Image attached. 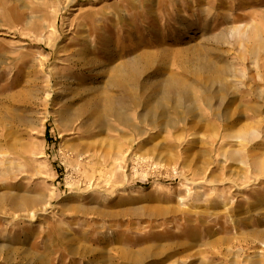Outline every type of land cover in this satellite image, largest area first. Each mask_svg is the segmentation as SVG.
<instances>
[{
    "label": "rangeland",
    "instance_id": "rangeland-1",
    "mask_svg": "<svg viewBox=\"0 0 264 264\" xmlns=\"http://www.w3.org/2000/svg\"><path fill=\"white\" fill-rule=\"evenodd\" d=\"M0 264H264V0H0Z\"/></svg>",
    "mask_w": 264,
    "mask_h": 264
},
{
    "label": "bare ground",
    "instance_id": "bare-ground-1",
    "mask_svg": "<svg viewBox=\"0 0 264 264\" xmlns=\"http://www.w3.org/2000/svg\"><path fill=\"white\" fill-rule=\"evenodd\" d=\"M134 74V73H133ZM169 81V80H168ZM167 81V82H168ZM165 84V83H163ZM170 85V84H169ZM172 85V84H171ZM174 85V84H173ZM176 85V84H175ZM165 86V85H164ZM176 87V86H175ZM174 87V88H175ZM124 88V87H123ZM174 88L173 87H170V86H167L165 88V92L163 91H160L159 90V93L161 94V98H163L164 96L166 95H171L174 93ZM158 89V88H156ZM124 91V90H123ZM153 91H156L154 90L153 88ZM125 92V91H124ZM178 92V91H177ZM155 93V92H154ZM157 93V92H156ZM158 94V93H157ZM155 94V95H157ZM175 96V95H174ZM168 97V96H167ZM170 98V97H169ZM168 98V99H169ZM172 98V97H171ZM167 99V98H166ZM159 100V99H158ZM164 100V99H163ZM152 102V101H151ZM147 104V103H146ZM153 106V105H152ZM123 107V106H122ZM136 107V106H135ZM121 106L118 107V109L116 108H113V107H110L108 108V111H110L112 114H114V117L115 119L117 120V122L123 126H126L127 128H131L132 126L130 125L128 119L126 118V115L124 113L121 112ZM123 109V108H122ZM164 109V108H163ZM163 109H161L160 107L158 108H152V109H144L143 110V114H142V117L144 116V118L147 119L148 123H149V126H153L155 127L157 123H163V119H164V112H163ZM166 113V112H165ZM102 121V120H101ZM125 127V128H126ZM142 134V133H140ZM261 164V163H260ZM259 165V164H258ZM259 171V169H258Z\"/></svg>",
    "mask_w": 264,
    "mask_h": 264
}]
</instances>
